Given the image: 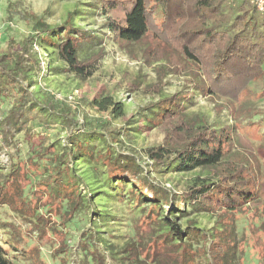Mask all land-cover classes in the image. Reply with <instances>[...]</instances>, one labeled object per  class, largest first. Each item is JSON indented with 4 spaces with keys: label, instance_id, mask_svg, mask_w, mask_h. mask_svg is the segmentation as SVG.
<instances>
[{
    "label": "trees",
    "instance_id": "trees-1",
    "mask_svg": "<svg viewBox=\"0 0 264 264\" xmlns=\"http://www.w3.org/2000/svg\"><path fill=\"white\" fill-rule=\"evenodd\" d=\"M95 1L114 42L138 47L147 67L159 66L158 83L148 91L159 93L167 74L188 77L185 94L147 105L146 127L163 132L164 138L143 149L145 157L173 173L200 169L208 177L197 178L180 195L166 193L141 176L142 167L135 159L110 148L109 141L122 134V127L102 119L97 128L78 135L77 111L52 95L36 96L31 88L38 84L32 76L41 72L43 62L49 73L85 82L96 72L104 52L81 60L78 52L95 41L93 36L69 20L50 26L40 17L23 15L30 34L19 43L8 39L7 48L0 50V105H9L0 120V151L8 148L15 153L8 152L13 162L4 177L0 175V208L27 221L28 232L56 244L59 254L67 248L65 227L79 223L76 216L89 208L96 214V198L110 188L117 200L126 197L135 205L148 204L133 223L138 239L126 246L129 264H264V247L258 254L245 231L238 235L236 225L250 210L263 216L256 229L264 232V111L256 110L259 119H251L252 94L264 98L263 84L258 85L264 83V7L259 10L257 0ZM35 43L48 60L30 52ZM252 85L259 90L253 92ZM129 86L131 91L138 87L135 82ZM197 95L210 99L217 115L227 109L234 123L210 125L205 118L186 113ZM93 104L123 116V104L108 95L98 102L93 99ZM242 117L248 118L244 126L239 123ZM27 125L44 132L57 127L69 130L68 146L43 144L41 134L34 136ZM250 131L262 135V144L249 140ZM18 135L23 140L20 146ZM79 160L90 168L77 172ZM167 204L174 209L164 211ZM187 207L215 218L211 233L197 228L194 220L181 228ZM161 225L164 232L158 231ZM10 228V238L22 232ZM82 236L81 247L85 251L89 244L93 247L94 237ZM13 240L17 244L13 247H22L31 264H46L37 245L25 247V241ZM10 248L11 244H0V264H12L7 256ZM88 253L94 264H104L96 249ZM246 255L255 262L247 263Z\"/></svg>",
    "mask_w": 264,
    "mask_h": 264
},
{
    "label": "rangeland",
    "instance_id": "rangeland-1",
    "mask_svg": "<svg viewBox=\"0 0 264 264\" xmlns=\"http://www.w3.org/2000/svg\"><path fill=\"white\" fill-rule=\"evenodd\" d=\"M23 15H35L42 18L50 26H59L65 20L88 35L93 36V43H86L78 52L79 58L85 60L98 51H103L104 56L99 61L96 72L85 82H80L73 75H54L46 70L45 64L41 62V72L32 76V80L38 85L31 88L35 95L40 97L46 94L52 95L56 101L69 105L77 111L76 119L79 124L78 135L83 136L82 131L97 128L100 120L110 121L112 127H122V134L115 136L114 140L109 141L110 148L116 152H122L125 155L135 159L142 167V177L166 193L171 192L180 195L187 191L197 178L208 177L206 170H195L190 173H173L165 166L156 167L147 160L143 149L157 146L162 143L164 134L157 129L150 130L146 127L144 116L149 115L146 112L147 105L155 103L158 99L170 97L173 94H185L189 90L188 77L186 73L179 75L167 74L163 79V86L160 92L148 91L147 88L158 83L156 69L159 66L147 67L142 61L138 47L134 45L124 46L114 42L112 34L105 28V18L100 14L95 0H0V50L7 48V40L20 42L23 37L30 34L29 26L22 18ZM42 48L35 43L34 48L30 49L31 53H36L41 57V61L48 60L46 53H41ZM56 60L53 66H56ZM137 83L135 91L130 90L129 84ZM264 83H259L262 85ZM258 85H252L253 92L259 90ZM188 89V90H187ZM108 95L114 102L123 104V116L115 117L108 111H102L97 104L90 105L93 99L100 101L102 96ZM253 116L254 121L259 119L257 111H264V98L257 99L253 95ZM37 97V98H38ZM194 107H189L186 113L203 117L208 124L213 125L217 122H228L233 124V120L227 109L222 114L217 115L214 110V103L210 99L197 95L193 99ZM9 105L7 102L0 105V120L7 113ZM248 118L242 117L239 123L244 126ZM28 127L34 136L40 135L43 144L55 142L59 147H67V136L69 130L57 127L49 131H42L40 128ZM261 133H264V122L261 126ZM243 133V132H242ZM30 134V135H31ZM249 140L258 145L261 134L254 131L248 132ZM116 139V140H115ZM19 146L23 143L20 135L17 136ZM99 144V143H98ZM21 148V147H20ZM10 149L0 151V175L4 177L5 173L13 162L8 152ZM12 155H15L13 151ZM21 153V152H20ZM17 154V152H16ZM77 172L87 171L90 166L82 160L77 161ZM81 188V187H80ZM82 192H86L82 186ZM107 188H105L106 190ZM108 191V193H106ZM103 194L96 198V214L79 213L76 219L79 223L71 224L65 227L67 248L56 254L58 251L56 244L44 240L36 239V232L30 233L27 228V221L20 220L18 216L10 213L4 208H0V244H11L10 252L7 255L12 264H31L25 259L22 253L23 248L15 244V240L25 241V247L35 244L39 247L40 255L46 264H94L88 253L89 250L96 249L103 257L104 264H129L126 257V246L136 243L138 236L133 228V223L140 217L148 207L147 203L135 205V202L129 198L123 197L122 200L113 198V193L107 189ZM183 210L182 204H178ZM174 209L167 204L163 210ZM97 214L100 215L99 219ZM185 216L180 219L181 228L186 227V222L194 220L196 227L203 232L211 233L215 218L209 213H194L187 207ZM164 215V214H163ZM263 216L250 210H246L241 218L237 221V232L241 235L245 231L255 247V251L260 254L261 247H264V232L256 229L263 221ZM11 226L20 228L21 233L13 234ZM257 226V227H256ZM260 228V227H258ZM166 228L159 226L158 231L164 232ZM254 232H259L254 234ZM82 235L94 237L93 247L88 245L85 251L81 247L83 240ZM50 237V234L48 235ZM14 243V245H13ZM24 242H22L23 244ZM6 247V246H5ZM254 261L246 255V262ZM255 262V261H254Z\"/></svg>",
    "mask_w": 264,
    "mask_h": 264
},
{
    "label": "built area",
    "instance_id": "built-area-1",
    "mask_svg": "<svg viewBox=\"0 0 264 264\" xmlns=\"http://www.w3.org/2000/svg\"><path fill=\"white\" fill-rule=\"evenodd\" d=\"M256 5L259 10H262L264 7V0H257Z\"/></svg>",
    "mask_w": 264,
    "mask_h": 264
}]
</instances>
